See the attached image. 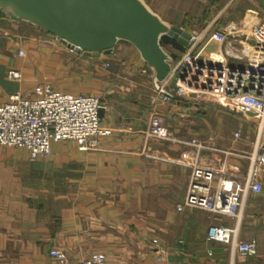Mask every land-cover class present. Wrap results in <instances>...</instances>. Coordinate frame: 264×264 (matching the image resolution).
<instances>
[{"label":"crops","instance_id":"crops-1","mask_svg":"<svg viewBox=\"0 0 264 264\" xmlns=\"http://www.w3.org/2000/svg\"><path fill=\"white\" fill-rule=\"evenodd\" d=\"M146 1L189 32L192 19L207 23L201 37L206 51L196 55L201 61L226 58L231 66L244 67L250 60L245 54L249 44L255 45L251 22L264 0ZM164 46L175 59L184 52ZM86 63L94 67L93 83L79 90L69 81L70 67L77 68L72 75L79 78L78 69ZM11 69L21 73V80L9 77ZM152 69L128 41L88 57L37 27L0 18V104L14 93L29 94L50 83L75 94L99 95L102 123L112 129L95 149L61 140L53 143L51 154L36 159L27 149L0 146V264H56L53 248L76 261L104 251L111 255V247L124 253L126 263L138 247L134 262L139 264H264V188L248 193L239 224L228 215L177 207L196 165L215 168L219 176L246 177L264 146V125L211 99L177 97L154 104ZM155 111L171 129L172 140L149 137ZM194 137L205 146L189 143ZM261 179L264 185V172ZM213 185L218 186V178ZM213 224L238 225L239 240L255 241L259 252L247 256L209 240ZM135 230L142 232L136 240ZM148 231L160 250L145 245ZM97 238L112 244H96Z\"/></svg>","mask_w":264,"mask_h":264},{"label":"built area","instance_id":"built-area-1","mask_svg":"<svg viewBox=\"0 0 264 264\" xmlns=\"http://www.w3.org/2000/svg\"><path fill=\"white\" fill-rule=\"evenodd\" d=\"M251 36L259 51L244 67L231 66L226 58L214 62L201 61L196 56L202 35L191 32L187 49L174 60L169 78L156 87L151 101L171 102L177 97L211 99L238 110L264 125V17L251 25ZM72 52H76L70 47ZM144 71H147L146 69ZM8 75L21 80L19 71L11 69ZM155 77V70L150 71ZM175 83L176 87L169 85ZM102 98L94 94H75L54 88L50 83L37 85L32 93H14L0 104V146L27 149L33 158L52 153L56 141L74 140L81 149H95L102 137L112 129L102 123ZM149 137L171 140L172 133L162 115L155 111L148 129ZM205 146L194 137L188 141ZM264 172V146L258 148L249 173L243 179L219 176L215 168L196 165L191 173L186 197L178 204L179 210L200 208L242 220L246 196L250 191L264 188L261 174ZM218 178V186L214 180ZM211 241L230 244L235 251L252 256L259 252L255 241H240L239 226L211 225L208 233ZM153 246L160 250L159 240ZM212 253V252H210ZM56 264H108L105 254L96 253L76 261L60 248L50 250Z\"/></svg>","mask_w":264,"mask_h":264},{"label":"water","instance_id":"water-1","mask_svg":"<svg viewBox=\"0 0 264 264\" xmlns=\"http://www.w3.org/2000/svg\"><path fill=\"white\" fill-rule=\"evenodd\" d=\"M1 17L51 33L88 57L110 53L118 42L128 41L155 70L158 88L171 75L175 60L163 38L171 36L188 45L192 37L146 0H0ZM258 51V46L249 44L245 55L252 59Z\"/></svg>","mask_w":264,"mask_h":264},{"label":"rangeland","instance_id":"rangeland-1","mask_svg":"<svg viewBox=\"0 0 264 264\" xmlns=\"http://www.w3.org/2000/svg\"><path fill=\"white\" fill-rule=\"evenodd\" d=\"M256 10H257V13H256L257 16L255 17V20L252 21L251 23L260 21V19H262L264 17V7H262V8L261 7H257ZM192 20H194V21H193V23L191 22V24H190V26H191L190 30H192L193 32H196L198 35H202L203 34L202 31L207 26V23L202 18L201 19H198V18L195 19L194 18ZM251 23L244 24L242 28L246 30L249 27V25H251ZM203 43H204V39L202 38L199 41L198 48L196 50V55H197V53L201 54V52L204 53L206 51V50L203 49V46H201V44H203ZM203 50H204V52H203ZM100 67L104 68L103 65H100ZM93 68H94L93 65H91L90 63H86L85 65H80L78 71L81 72V75L79 76V78H77V77L75 78V76H77V75H72V70H74V69L77 70V68L74 67V69H72L70 67V76H71V78L69 80L70 83L71 84L72 83L79 84L80 87H75L76 89H79V90L87 89L86 86L87 85L91 86L92 83H93V80L91 79V75H89V74L92 73V71H95ZM102 71H103V69H102ZM77 93H79V92H77ZM172 137H173V135H172ZM154 139H156V138H154ZM157 140L162 141L161 139H157ZM71 141H74V140H71ZM167 141H169V140H167ZM29 154H30V152H29ZM30 157H31V159H36V158H33L31 156V154H30ZM140 234H142V232L135 230V232H134V240L138 239V236ZM146 234L147 235H145V237L143 238L144 239L143 241H145V245H148V244L149 245L150 244L153 245V240L156 237H154V234L151 231H148ZM116 235H117L118 238L121 236L120 233H116ZM94 241H95L96 244H99V245H101V244L105 245L106 243L112 244L111 241H110L111 242L110 243L108 240L103 239V238H97ZM111 249H112V254L111 255L108 254L107 252L105 253V251L104 252H100L102 254H105V256L107 257V260H108V264H139V263L134 262V261H135L136 257L139 255L140 251L142 250L141 248L135 247L133 249V251H134L133 252V257L131 259H129L130 262H128V263L125 262V258H123L124 253H122V251L120 249H116L115 247H111ZM94 254H96V253H94ZM132 259H134V260H132Z\"/></svg>","mask_w":264,"mask_h":264},{"label":"trees","instance_id":"trees-1","mask_svg":"<svg viewBox=\"0 0 264 264\" xmlns=\"http://www.w3.org/2000/svg\"><path fill=\"white\" fill-rule=\"evenodd\" d=\"M42 30V29H41ZM44 31V30H43ZM46 32V31H45ZM48 33V32H47ZM49 35L54 36L51 33H48ZM55 37V36H54ZM167 44H173L177 49L181 50V51H185L187 49V46L185 44H183L181 41H179L176 38H172L171 36H165L163 38V45H167ZM176 55H174L175 57Z\"/></svg>","mask_w":264,"mask_h":264}]
</instances>
